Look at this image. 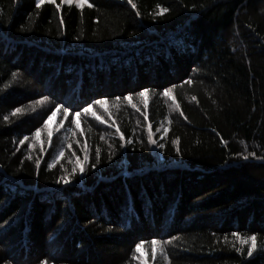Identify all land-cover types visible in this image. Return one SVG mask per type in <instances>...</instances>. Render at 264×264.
<instances>
[{
  "label": "trees",
  "instance_id": "1",
  "mask_svg": "<svg viewBox=\"0 0 264 264\" xmlns=\"http://www.w3.org/2000/svg\"><path fill=\"white\" fill-rule=\"evenodd\" d=\"M81 2L0 0V264H264V0Z\"/></svg>",
  "mask_w": 264,
  "mask_h": 264
},
{
  "label": "snow or ice",
  "instance_id": "2",
  "mask_svg": "<svg viewBox=\"0 0 264 264\" xmlns=\"http://www.w3.org/2000/svg\"><path fill=\"white\" fill-rule=\"evenodd\" d=\"M44 2H45V0H36V7L39 8V7L41 6V4H43ZM47 2H48V3L55 4V3H56V0H47ZM60 2H61V4H69V5H71V4L74 2V0H60ZM75 2H76V4H77L78 7H82V6H83L81 0H75ZM84 2H86V0H84ZM127 3H128L129 5H131V7H132L133 9H136L137 6H136V4L133 2V0H127ZM56 6H57V8L60 7V5H56ZM88 6H89V7H92L91 4H89ZM157 7L159 8L160 5H157ZM162 11H163V12H167L168 9H167V8H164V9H162ZM136 15H140L139 11L136 12ZM61 23H62V21H61ZM12 76L15 78V77L17 76V73H16V72H13V73H12ZM191 82H192L191 80L187 81V83H191ZM147 91H148L147 89H144L143 91L137 93V95L143 97ZM169 93H170V90H169V89H165L163 94H164V95H169ZM43 99H44V100H47V97H44ZM124 99L127 100V101H129V103H131V97H130V96H126V97H124ZM119 100H120V98L117 97V98H116V101L118 102ZM94 103L97 104V105H101V106H102V105H104V104L106 103V101L103 100V99H101V100H96V101H94ZM132 106H133V107H136L134 104H133ZM177 107H179V105H177ZM57 108H61V106H60V105H57ZM91 108H92V105L90 104V105H88V107H86V108L83 109V112H84V113H88V112L90 111ZM33 110H34V109H33ZM22 111H23V110H22L21 108H16V109H14L12 115L15 116V115H17V114H20V113H22ZM63 113H64L65 116H67L68 109H67V108H64V109H63ZM53 115H55V113H53ZM77 115H80V113H77ZM92 115L95 116V113H92ZM181 115H183V113H181ZM145 118H147L146 115H145ZM4 119H5V120H8V117H5ZM97 119H99V117H97ZM72 123L75 124V123H76L75 120H73ZM44 127L47 128V122H45ZM117 131L119 132V129H117ZM39 132H40V129H37L36 133H34V136H38V135H39ZM49 137H51V133H49ZM27 139H28V137H25V138H24V140H27ZM121 139H123V136H121ZM24 140H21L20 143L23 144V143H24ZM149 141H150L151 143H156V141L152 139L151 128H149ZM174 143H175V141H174ZM160 147H163V145H160ZM177 152H179V148H177ZM60 155L63 156V152H61ZM99 155H100L99 150H97V152H96L97 161H99ZM29 159H31V157H29ZM84 159H85V161H86V160L88 159V156L85 155ZM245 159H247V157H245ZM39 165H40V162H39V160H37V161H36V167H37V170L39 169ZM48 167L51 168L52 165L49 164ZM93 167H95V165H93ZM75 170H76V169L74 168V169H73V172H75ZM83 170H84L83 168L80 169V171H83ZM60 181H63L64 183H68V182H69V180H68V178H67L66 176H61V177H60V180H58L57 182L59 183ZM232 235H233L234 237H236L237 239H241V238L239 237V234H238V233H233ZM256 239H257V238H256V235H255V234H253V235L247 237L246 239H241V244H242V245H243V244H249V245H250V246L247 248V255H248L249 257L252 256L254 250L257 249ZM152 243H153V245H157V244H163V243H171V241L169 240V241H165V242H160V241H155V240H154V241H152ZM140 247H141V245H140V244H137V246H136L137 250H138ZM160 250H161V253H163V249H162V247H161ZM235 250H236L237 252H242V251H243V248H236ZM156 255H157L156 251L153 250V251H152V257H153V259L156 258ZM41 264H45V262L42 261Z\"/></svg>",
  "mask_w": 264,
  "mask_h": 264
},
{
  "label": "bare ground",
  "instance_id": "3",
  "mask_svg": "<svg viewBox=\"0 0 264 264\" xmlns=\"http://www.w3.org/2000/svg\"><path fill=\"white\" fill-rule=\"evenodd\" d=\"M241 234H242V233H241ZM241 234H240V235H241ZM241 237H242V236H241ZM231 239H232V238H231ZM234 239H235V238H234ZM241 239H242V238H241ZM235 241H236V240H235ZM236 242H237V241H236Z\"/></svg>",
  "mask_w": 264,
  "mask_h": 264
},
{
  "label": "rangeland",
  "instance_id": "4",
  "mask_svg": "<svg viewBox=\"0 0 264 264\" xmlns=\"http://www.w3.org/2000/svg\"><path fill=\"white\" fill-rule=\"evenodd\" d=\"M171 42H173V41H171Z\"/></svg>",
  "mask_w": 264,
  "mask_h": 264
}]
</instances>
